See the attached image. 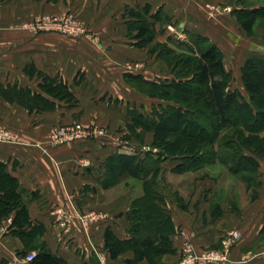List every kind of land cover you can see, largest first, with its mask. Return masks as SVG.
Here are the masks:
<instances>
[{"label":"crops","instance_id":"0c3cea01","mask_svg":"<svg viewBox=\"0 0 264 264\" xmlns=\"http://www.w3.org/2000/svg\"><path fill=\"white\" fill-rule=\"evenodd\" d=\"M225 1L0 0V85L36 91L41 80L37 73H41L62 78L77 99L73 105L58 102L53 111L29 113L0 95V132L16 137L10 142L0 140V161L7 164L8 172L18 181L31 222L23 231L11 226L16 212L1 219L0 264H30L27 256L37 253L36 249L28 253L31 245L46 246L66 264H101V260L105 264H131L134 252L127 250L112 258L105 247V236L111 230L120 240L129 238L128 215L133 201L144 195L143 181L125 175L115 186L102 185L110 156L136 155L145 147L151 148L154 140L151 131L137 129L141 134L138 139L127 129L129 110L136 108L144 113L138 104L144 98L151 99L127 82V74H136L127 66H138V74L151 80L145 69L156 60L147 48L135 46L134 34L129 30V11L148 7L150 15L159 12L172 19L164 26L156 23L158 35L152 44L165 43L166 35L159 31L173 24L214 43L202 31L206 27L199 8L223 3L236 20L234 10L245 6L241 0H234V7ZM67 13L78 18L84 34L35 33L30 28L41 15ZM169 46L177 51L178 45ZM32 68L37 71L34 77L27 73ZM74 124L92 134L60 146L51 144L54 127ZM173 162L169 170L162 164L158 177L176 228L170 237L175 253L163 256L161 264L178 263L188 244L198 253L217 249L229 231H240L243 238L233 248L229 261L220 264H264L262 169L258 172V187L248 188V205L238 211L230 201H205L200 192L184 200L180 194L184 187L177 184L184 174L176 173L180 162ZM166 173L173 177L167 185L163 182ZM198 183L195 192L200 191ZM66 218L70 223L63 227Z\"/></svg>","mask_w":264,"mask_h":264},{"label":"trees","instance_id":"16d2710c","mask_svg":"<svg viewBox=\"0 0 264 264\" xmlns=\"http://www.w3.org/2000/svg\"><path fill=\"white\" fill-rule=\"evenodd\" d=\"M233 14L247 35L253 36L258 19H264V4L236 9ZM129 16L135 46L147 48L151 56L165 63L174 77L155 81L141 74L126 75L129 84L160 100L147 114L136 108L129 110L127 125L138 139H141L139 128L153 132L152 147L160 152L115 154L108 158L103 187L115 186L129 175L143 181L144 195L132 203L128 215L129 238L120 240L107 230L105 247L112 258L133 251L131 264L143 260L161 264L163 256L175 253L170 237L176 232L166 198L159 188L162 163L169 159L179 161L175 171L185 174L200 171L219 160L232 174H246L243 180L247 188L253 187L260 164L244 151L251 149L264 157V136H261L264 124L260 125L262 120L259 122L264 119V59L252 57L245 61L241 80L247 95L236 93L230 90L231 73L225 67L223 51L208 38L192 34L187 42L180 43L188 53L178 52L167 43L152 44L158 34L156 23L162 26L171 23L169 16L159 12L150 15L148 7L130 10ZM27 73L34 77L37 71L32 68ZM37 74L41 80L36 91L8 84L0 85V95L9 103L20 104L29 113L53 111L58 102L69 105L77 102L73 90L62 78ZM19 188L7 164L0 161V221L16 212L11 226L25 231L31 222ZM32 249L37 253L30 264H66L44 245H31L28 253Z\"/></svg>","mask_w":264,"mask_h":264},{"label":"rangeland","instance_id":"374dc122","mask_svg":"<svg viewBox=\"0 0 264 264\" xmlns=\"http://www.w3.org/2000/svg\"><path fill=\"white\" fill-rule=\"evenodd\" d=\"M225 4H231L233 7L236 5L234 4V0H226ZM242 4L245 7H254L263 5L264 0H242ZM227 11L228 10L225 8L223 3L222 5L215 7L204 8L203 6L199 8V12L202 16L201 18L205 23V25H203L206 27V29L202 31L205 32L206 35L212 39L214 44H216L224 53L223 60L225 67L231 73L230 90L247 95L241 80V69L245 61L249 58L258 57L264 59V19H258L254 35L248 36L238 24L237 20L233 19L232 15L230 16L228 13L229 11ZM170 27H167L166 30L163 29L159 31L160 35H166L167 41H165V43H167L168 46L170 44L178 45V52L188 53L185 47L180 46V43L182 41L187 42L194 32L190 33L186 31L185 27L178 26V24L170 25ZM164 31H168V33H165ZM181 34L184 35V37H182ZM157 60L158 59L156 58L155 61L150 63L149 69H145L146 76L155 81L165 80V78L169 77L172 79L174 74L171 73L165 63L163 65ZM137 68L138 66H133V64H128L127 66L128 71L136 72V74L141 72L138 71ZM142 101L143 102L138 105L143 108L145 114L149 113L160 103V100L152 98H144ZM135 106H137L136 102ZM261 120L262 122L260 125H262V123L264 124V119H259V122ZM255 124L256 123L254 122L253 125L256 126ZM258 126L259 125H257V127ZM261 136H264V133L261 134ZM152 148V146L151 148H147L145 153L152 152L154 154H158V152H160L156 148L153 149L157 151H152ZM259 148L260 147H258V151ZM244 152L245 154L252 155L257 159L260 164L259 168L262 169L260 171L261 175L264 176V157H259L251 149L247 151L245 150ZM162 164L165 166V170H169L170 166L175 165L173 160L170 159ZM245 175L232 174L220 163L219 160H217L215 164L207 166L200 171L185 173L179 180L177 179V184H182V187H184L183 192H180V194L186 201L193 198L197 192H200V198H203L205 201H230L232 202L231 204H233V209L239 211L242 206L244 207L245 205H248L250 200V197L247 194L248 190L251 188L248 189V184L243 180V176ZM258 177L260 176L257 175L256 178L253 179V187H258ZM164 178L165 181L163 182H165L166 185L170 184L173 180V177L169 176L168 173L164 174ZM198 181L200 189L197 188V190L200 191L195 192L194 188ZM200 181H202V183Z\"/></svg>","mask_w":264,"mask_h":264},{"label":"built area","instance_id":"2783aa9c","mask_svg":"<svg viewBox=\"0 0 264 264\" xmlns=\"http://www.w3.org/2000/svg\"><path fill=\"white\" fill-rule=\"evenodd\" d=\"M30 28L35 33L58 32L66 36H79L84 34V30L78 18L70 13L57 16L49 14L41 15L33 20ZM182 37H184V35H182ZM91 134L92 132L90 130L82 127L80 124L71 126L60 125L52 129L51 144L60 146L87 137ZM15 138L16 137L8 132H0L1 141L10 142L15 140ZM145 151H147V148H143L140 152L144 153ZM69 219L70 218H66L64 220L62 224L63 227H68L70 223ZM242 238L243 234L240 231H229L223 237L219 248L206 250L202 253H198L191 244H188L184 249V255L176 264H220L228 262L233 248ZM35 255L36 253L28 255L27 260L32 261ZM101 264H105L103 260H101Z\"/></svg>","mask_w":264,"mask_h":264}]
</instances>
